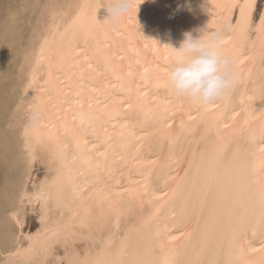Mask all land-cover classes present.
Segmentation results:
<instances>
[{"label":"bare ground","instance_id":"obj_1","mask_svg":"<svg viewBox=\"0 0 264 264\" xmlns=\"http://www.w3.org/2000/svg\"><path fill=\"white\" fill-rule=\"evenodd\" d=\"M259 1L140 0L111 22L103 5L115 0H22L10 12L1 67L18 74L20 174L5 264H264ZM205 32L223 36L235 79L208 108L174 95L164 71L186 33ZM27 205L35 231H23Z\"/></svg>","mask_w":264,"mask_h":264},{"label":"clouds","instance_id":"obj_2","mask_svg":"<svg viewBox=\"0 0 264 264\" xmlns=\"http://www.w3.org/2000/svg\"><path fill=\"white\" fill-rule=\"evenodd\" d=\"M125 0L111 4L112 14L126 11ZM179 53L171 61L166 84L176 96L204 106L223 99L234 87L232 61L223 48V36L205 32L199 37L186 33Z\"/></svg>","mask_w":264,"mask_h":264},{"label":"rangeland","instance_id":"obj_3","mask_svg":"<svg viewBox=\"0 0 264 264\" xmlns=\"http://www.w3.org/2000/svg\"><path fill=\"white\" fill-rule=\"evenodd\" d=\"M29 1L31 4V2L33 0L32 1L28 0V3H29ZM22 4H23L22 0H0V32H1L2 28L4 27L5 21H8L10 19V16H9L10 12L12 10H17V9L19 10L21 8ZM28 6L29 7L27 9L19 12L18 16H17L18 22H19V27L21 28L20 37L22 38L23 41H27V39L28 40L30 39L29 33H28V32H30L29 26H32L33 21L35 20V17H36L35 11L33 13V11L30 8V5H28ZM263 7H264V0H260L259 4L257 6V10H256L255 15H254L255 21H257L259 19V16L261 14ZM21 16H23V17H21ZM1 21H2V23H1ZM23 26H24V28H23ZM6 44H5L4 38L0 35V46L2 45V47H0V50L2 53V54L0 53V73H1L0 74V81H1L0 82V200H1L0 201V231L2 230L0 232V239L1 238L4 239L3 235L7 231H10V229L15 230V228H16L15 224L9 219V217L6 216L7 215L6 211L11 206V203H13L12 200H10V199L13 198L12 195H13L14 191L16 190L15 188H17V186H18L16 179L20 174V169L18 168V165L14 161V157H13L14 154L16 153V149H15V146L11 144V142L14 139V135H13L14 130L11 127L12 126V124H11L12 118L10 119V117H12L11 111H12L13 106H14L13 104H14L16 97H17L16 96L17 90H15L13 88V85L16 83V81H18V74H16L17 71L12 69L11 66L8 67V65H4V63H3V67H1V63L4 60L3 54H5L6 51L8 50L7 49L8 46H6ZM4 68H6V70H5L6 72H4ZM3 74H4V76H2ZM5 74H7V75H5ZM1 76H2V78H1ZM8 106H11V107H8ZM9 110H11V111L9 112ZM8 141L10 142V144L12 146L9 144ZM34 170H35V174H36L37 179L39 177H47L48 176V174L44 170L43 166L42 165L39 166L38 163H37L36 167L34 168ZM9 180H10V182H9ZM9 185L12 187H10ZM9 188H12V190ZM18 188H19V186H18ZM10 190L12 192H10ZM9 196L11 198H9ZM7 200H9V201H7ZM28 206L29 205H27L25 207L27 213H26V223H25L24 228H23L24 232L35 231V229H37L39 226V223H38L39 221H38V218L36 216V215H38L37 210L35 209L34 211H29L28 209H30V207H28ZM6 207H8V208H6ZM35 211H36V213H34ZM4 214H6V215H4ZM1 217H2V219H1ZM5 217L8 219H6ZM37 223H38V225H37ZM59 252H61V250H59ZM0 254H1L0 255V264H5L6 257L4 254H2V252H0Z\"/></svg>","mask_w":264,"mask_h":264},{"label":"snow or ice","instance_id":"obj_4","mask_svg":"<svg viewBox=\"0 0 264 264\" xmlns=\"http://www.w3.org/2000/svg\"><path fill=\"white\" fill-rule=\"evenodd\" d=\"M139 4H140V0H136V2L133 3V4H127L126 5V10L131 9V10L135 11L138 8ZM103 6H105L107 8L108 12L110 13V15L108 16V22H111L112 19H113L111 5H103ZM97 7L101 8L102 6H97ZM261 24L264 25V17L261 18ZM208 33L215 34L214 32H208ZM165 47H167V46H165ZM173 52H174V50H173ZM174 54H175V56L179 55V53H176V52H174ZM164 71H165V74H166L168 72V67H166L164 69ZM213 104L214 103L206 104L203 107L204 108H208L209 106H212ZM262 171H264V166H262Z\"/></svg>","mask_w":264,"mask_h":264}]
</instances>
